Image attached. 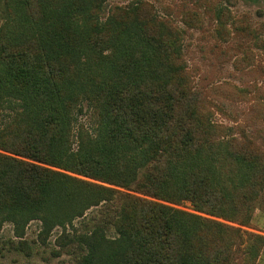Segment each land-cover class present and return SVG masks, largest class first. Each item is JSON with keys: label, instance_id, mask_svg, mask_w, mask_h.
<instances>
[{"label": "trees", "instance_id": "1", "mask_svg": "<svg viewBox=\"0 0 264 264\" xmlns=\"http://www.w3.org/2000/svg\"><path fill=\"white\" fill-rule=\"evenodd\" d=\"M107 5L0 0V256L31 255L36 219L75 264H229L237 240L253 264L264 236L202 213L249 224L264 164L210 137L176 41L112 12L93 24Z\"/></svg>", "mask_w": 264, "mask_h": 264}, {"label": "rangeland", "instance_id": "2", "mask_svg": "<svg viewBox=\"0 0 264 264\" xmlns=\"http://www.w3.org/2000/svg\"><path fill=\"white\" fill-rule=\"evenodd\" d=\"M104 1L108 5L95 10L93 24H106L112 12L122 21L136 20L155 30L157 36L175 40L181 68L178 76L190 89L197 90L202 118L211 125L210 137L230 142L226 144L231 149L244 148L252 160L264 164V0ZM8 115L9 110L4 109L0 126ZM80 121L87 125L89 122L85 116H80ZM263 193L257 192L252 202L241 206L240 218L246 219L249 214L252 217L249 224L202 214L264 236ZM176 206L192 211L189 201ZM93 209L87 210L86 215ZM79 220L81 218L74 223ZM41 226L36 219L24 226V238L34 250L31 255L13 250L5 257L0 256V264H75L65 251L57 256L52 252L58 247V236L63 228L55 227L40 240ZM8 237H15L14 224L5 220L0 227V241ZM238 242L233 246L229 264H249L246 241ZM262 249L253 264H264V247Z\"/></svg>", "mask_w": 264, "mask_h": 264}]
</instances>
